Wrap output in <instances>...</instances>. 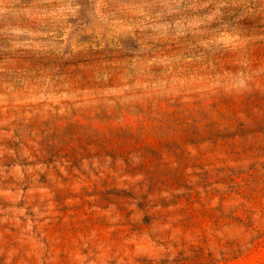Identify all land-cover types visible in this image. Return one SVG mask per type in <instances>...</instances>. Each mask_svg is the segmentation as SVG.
Wrapping results in <instances>:
<instances>
[{
	"label": "rangeland",
	"instance_id": "374dc122",
	"mask_svg": "<svg viewBox=\"0 0 264 264\" xmlns=\"http://www.w3.org/2000/svg\"><path fill=\"white\" fill-rule=\"evenodd\" d=\"M0 264H264V0H0Z\"/></svg>",
	"mask_w": 264,
	"mask_h": 264
}]
</instances>
